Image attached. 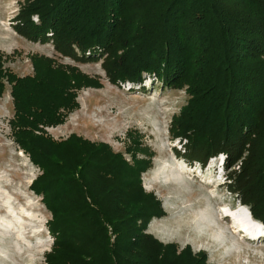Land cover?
<instances>
[{"label": "trees", "instance_id": "16d2710c", "mask_svg": "<svg viewBox=\"0 0 264 264\" xmlns=\"http://www.w3.org/2000/svg\"><path fill=\"white\" fill-rule=\"evenodd\" d=\"M27 2L21 29L34 41H48L51 32L59 53L82 61L97 60L100 49L114 84L142 82L146 74L185 89L188 100L173 116L171 132L187 139L190 160L206 163L224 152L228 166L241 162L232 174L235 191L264 223V0ZM74 46L83 56H77ZM4 65L0 59V97L8 83L14 106L9 122L18 143L42 170L31 187L53 215L56 251L91 255L98 240L99 251L108 252L103 244L109 227L123 225L118 234L129 235L127 247L152 264L196 259L207 264L206 253L198 258L190 246L179 251L145 233L149 221L165 212L142 185L153 152L142 147L138 134L129 133V161L107 143L76 133L57 141L45 131L65 123L80 107L79 89L100 88L99 78L42 55L32 57L29 75L18 76ZM139 152L146 157L139 158ZM47 264L67 263L55 262L51 254Z\"/></svg>", "mask_w": 264, "mask_h": 264}, {"label": "rangeland", "instance_id": "374dc122", "mask_svg": "<svg viewBox=\"0 0 264 264\" xmlns=\"http://www.w3.org/2000/svg\"><path fill=\"white\" fill-rule=\"evenodd\" d=\"M27 3V0H0V59L5 68L18 76L32 74V57L42 55L53 58L59 65L76 66L102 83L100 88L79 89L80 107L68 114L65 123L44 127L47 134L57 141L76 133L96 143L104 142L129 161L133 160L128 151L132 142L129 133L138 134L142 147L153 152L152 165L142 174V185L146 192L155 194L165 212L163 217L149 221L145 233L164 245L175 244L179 251L190 246L197 257L204 252L207 264H264V228L254 236L263 240L255 242L243 232V237L235 236L228 227V219L222 220V214L216 217L227 228L223 238L216 237L215 229L210 230L209 225L199 223L198 218L206 211H219L225 204L230 210L240 203L247 205L236 193L232 177L241 162L228 166L224 152L211 156L206 163L190 160L187 139L175 137L171 132L173 116L180 113L188 100L185 89L171 87L146 74L142 82L127 80L114 84L109 81L100 49L97 60L82 61L59 53L51 32L47 34L48 41H34L21 29ZM32 20L40 23L38 15H33ZM74 50L78 57L83 56L77 46ZM6 85L0 97V264H47L51 254L55 262L67 264H152L141 252H132V247H127L125 240L129 235L124 238L118 234L121 228H126L123 225L115 230L109 227L108 241L103 244L109 248L108 252L106 248L105 252L99 251L103 246L98 240L90 250L92 256L54 249L56 237L50 231L53 215L42 194L31 187L42 170L14 135L9 122L14 114L13 98L11 86ZM138 157L146 155L139 152ZM213 164L217 167L215 173L210 168ZM174 171L180 174V180L172 178ZM246 208L250 210L249 206ZM255 220L264 226L262 221ZM115 221L119 224L118 218ZM233 237L239 245H229ZM196 260L179 264H200Z\"/></svg>", "mask_w": 264, "mask_h": 264}, {"label": "bare ground", "instance_id": "6f19581e", "mask_svg": "<svg viewBox=\"0 0 264 264\" xmlns=\"http://www.w3.org/2000/svg\"><path fill=\"white\" fill-rule=\"evenodd\" d=\"M210 168H211L212 173H215L217 170V167L215 166V164H213L212 166L210 165ZM172 178H174L176 180H180L181 176H180V174H178L174 171ZM208 205H211V204L209 203ZM225 205H222L221 207H219V211L218 210L217 211L211 210V211H206L205 213L203 212L204 214H202V216H200L198 218L199 223L201 222L202 224L209 225L210 230L215 229L214 232H215V235H217L216 237L223 238V237H225L227 228L224 226V224L222 225L220 223V221L217 220V217H216V215L222 214L223 215L222 220L228 219V221L230 222L228 227L231 229L232 233L235 236L238 235L239 237H241L242 232H243V233H246L247 235L248 234L250 235V236L245 235L246 238H250L251 240H254L255 242H257V241L259 242V241L263 240V239H261V237H258V238H257V236L254 237L257 234H261L264 226L261 222L256 221L252 217V215H250V213H249L250 210H248V208H246L247 206L245 207V206L241 205V203H240V205L237 208H235V210L234 209L230 210ZM254 221H256V222H254ZM231 242L232 243L229 245H232V246L239 245V241L236 237H233ZM228 243H229V241H228Z\"/></svg>", "mask_w": 264, "mask_h": 264}]
</instances>
